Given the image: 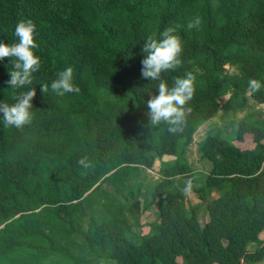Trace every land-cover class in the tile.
<instances>
[{"label": "trees", "instance_id": "trees-1", "mask_svg": "<svg viewBox=\"0 0 264 264\" xmlns=\"http://www.w3.org/2000/svg\"><path fill=\"white\" fill-rule=\"evenodd\" d=\"M195 16L200 28L189 31ZM21 20L36 25L41 67L13 90L12 62L0 60V103L36 91L30 125L0 119V264H264V112L196 142L208 163L202 180L186 157L219 97L227 95L223 112L242 110L247 98L264 105V0H0V43L17 42ZM169 26L182 66L161 79L171 87L195 76L177 135L150 126L146 101L159 81L141 75L146 38ZM69 66L80 92L59 96L50 85ZM250 79L262 84L254 95ZM178 176H197L191 190L201 201L210 188L219 193L205 203L202 226ZM152 204L157 216L143 224Z\"/></svg>", "mask_w": 264, "mask_h": 264}, {"label": "clouds", "instance_id": "clouds-1", "mask_svg": "<svg viewBox=\"0 0 264 264\" xmlns=\"http://www.w3.org/2000/svg\"><path fill=\"white\" fill-rule=\"evenodd\" d=\"M201 18L193 17L188 21L186 28L199 29ZM176 29L169 26L160 34L157 40L152 36H148L142 46L144 58L141 61L142 78L149 81H159L157 94L150 96L146 101L150 126L157 127L161 124L167 126V132L171 135L180 134L186 125L187 118L191 114L192 109L187 105L192 100L195 92L194 82L195 76L188 72L184 77H177L173 81V85L169 87L167 83L161 79V74L169 70L175 71L182 66L181 54L183 51L182 41L179 36L175 35ZM36 25L31 20L19 21L14 29L13 35L17 42L5 45L0 43V60L8 58L12 62L13 70L8 74L10 79L6 82L8 88L18 90L26 85L32 84V75L36 73L40 67V58L36 56L33 49L38 45L35 42L34 34ZM262 87L260 81L250 79L246 93L254 95L259 92ZM50 88L59 96L67 93H79L80 88L73 83V68L71 66L57 73V78L51 82ZM48 85H42V93L47 92ZM36 95L35 88L25 92H19L13 99L15 103H0V119L4 126L23 129L32 122V100ZM78 164L87 168L90 162L87 157L78 161ZM196 177H190L185 181L184 191L188 192L192 189Z\"/></svg>", "mask_w": 264, "mask_h": 264}, {"label": "rangeland", "instance_id": "rangeland-1", "mask_svg": "<svg viewBox=\"0 0 264 264\" xmlns=\"http://www.w3.org/2000/svg\"><path fill=\"white\" fill-rule=\"evenodd\" d=\"M227 95L221 96L218 98V103H219V108H218V112L214 115V117H212L211 119H208V121L206 122L207 126L205 129H207L206 133H212L215 134L218 132L221 134H225L227 135L230 131H231V125L232 124H236L237 120L243 118L244 116L247 115H262L264 112V105L260 104L258 105L257 103H255L254 101H252L253 99L251 98H247L246 104L244 106V108L242 110H237L235 112L232 111H227V112H223L222 110V106L226 100ZM221 131V132H220ZM229 137H232V134L229 135ZM228 138V137H226ZM246 143V141H244V144ZM191 147L193 150H191V152L189 154L186 155V157L191 160V165H192V169L195 170H199L201 172H197V175L201 178V180L204 178V174L206 173V171L204 170L205 167H207L208 163L206 164V161L204 159H200V155L198 153V151L195 148V144L193 145V143L191 144ZM158 161L154 162V166H152V172H156L157 171V164ZM161 163V161L159 162V164ZM204 173V174H203ZM151 178H155L157 177L155 174L153 173H147ZM149 177V178H150ZM197 177V176H196ZM185 177L183 176H178L175 179V184H178L179 187L181 189H183V185L185 184ZM196 186H200L199 183H195ZM142 198V196H140ZM151 206L155 205L152 204ZM202 210V209H201ZM156 212H157V204H156ZM156 212H154L155 216ZM203 212V211H202ZM204 213V212H203ZM146 214V213H145ZM143 219V216H142ZM145 225H143V231H146L147 228L144 227ZM202 226V225H201Z\"/></svg>", "mask_w": 264, "mask_h": 264}, {"label": "crops", "instance_id": "crops-1", "mask_svg": "<svg viewBox=\"0 0 264 264\" xmlns=\"http://www.w3.org/2000/svg\"><path fill=\"white\" fill-rule=\"evenodd\" d=\"M209 119H211V118H209ZM207 121H208V119L205 120L204 122H202L196 128L195 132L193 133L192 139H191L190 143L188 144V149H189L190 152H191V150H193L192 147H191V144L192 143H193V145L195 144V148H196V142L198 140H200L201 138H203L207 134L206 132H209V131H207V129H205L206 126H207V124H206ZM248 140H250V138H248L246 141H248ZM168 159H169V157L167 156V157H165L164 159H161V160L164 161V160H168ZM155 161H158L157 164H156V166L158 168L160 160L155 159L154 162ZM154 162H153L152 166H154ZM262 167H264V161H263ZM195 170L199 171L197 169H195ZM183 186H184L183 187V193L185 195L186 204L188 206H196L197 207V212H196L197 220H198L199 225L201 226L204 223L205 219H206V212L204 210L205 203L207 201H209L210 199H212L213 197H216L219 193L215 189L210 188V190H208L207 195L205 196L204 200L201 201V200H199L197 194H195L192 190H190L188 192H185L184 191L185 184ZM154 212H156V205H155V208H154V206H150V208L148 210L144 211V214H143L144 218H143V220H141V221L145 222L143 224H149L150 222L155 220L156 216H155ZM261 237L262 238L264 237V233L261 235Z\"/></svg>", "mask_w": 264, "mask_h": 264}]
</instances>
